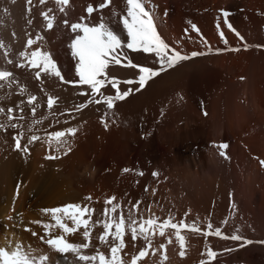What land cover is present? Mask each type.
<instances>
[{
	"label": "bare ground",
	"instance_id": "obj_1",
	"mask_svg": "<svg viewBox=\"0 0 264 264\" xmlns=\"http://www.w3.org/2000/svg\"><path fill=\"white\" fill-rule=\"evenodd\" d=\"M102 2L70 0L61 13L56 0L44 4L0 0V70L13 73L0 81V108L5 109L0 124L17 125L0 129V248L11 251L19 243L34 255H50L53 264H77L73 254L55 253L44 240L63 236L70 243H86L84 229L64 233L44 210L79 204L94 210L90 219L83 217L91 237L83 253L96 255L99 250L110 257L109 245L101 244L98 236L103 232L104 210L112 207L106 201L115 197L113 203L120 207L111 215L118 216L122 210L126 219L125 248L119 254L123 264H131L141 249H146V255L137 264H201L202 260L264 264V167L260 164L264 160V0H145L160 38L170 49L205 54L162 72L144 89L116 101L113 109L101 103L77 111L92 97L80 94L91 90L79 84L75 74L77 61L69 49L75 33L64 20L69 25L105 23L124 45L118 49L122 63L131 60L159 68L154 53L126 47L128 37L120 22L126 14L125 0H111L100 9ZM88 6L95 9L91 16ZM43 12L55 17L51 30ZM28 39L36 40L31 48ZM37 49L49 53L64 79L75 83L44 73L37 80L39 69L28 67L20 56ZM137 73L112 63L105 69L109 78L120 81L121 91L138 88L123 83ZM21 88L26 90L23 95ZM115 91L107 81L101 89L105 95ZM30 95L37 97L35 115L27 105ZM48 96L56 98L52 109L47 107ZM8 108L13 109L12 121L7 120ZM73 128L75 135L68 134ZM57 131L66 133L60 138L63 145L51 136ZM20 132L27 153L15 149L13 137ZM33 135L39 139L28 143ZM220 144L228 147L220 149ZM129 214L138 222L150 217L157 223L169 218L178 224L195 222L201 232L182 229L185 256L181 257L174 229L166 228L164 236L159 230L149 233L151 247L141 237L133 241L127 227ZM57 215L75 228L65 214ZM208 223L223 235L237 234L252 243L241 246L240 241L205 237L202 232L208 230ZM45 224L50 227L45 229ZM209 248L216 257L208 258ZM228 248L235 250L225 251Z\"/></svg>",
	"mask_w": 264,
	"mask_h": 264
},
{
	"label": "snow or ice",
	"instance_id": "obj_2",
	"mask_svg": "<svg viewBox=\"0 0 264 264\" xmlns=\"http://www.w3.org/2000/svg\"><path fill=\"white\" fill-rule=\"evenodd\" d=\"M15 2V0H13ZM31 3V0H28ZM70 0H56V4L59 6V11L61 13L66 12V6L69 5ZM150 3V0H148ZM41 4L45 3V0H40ZM111 0H103L99 5L100 9H104L109 6ZM126 5V14L122 15L120 22L123 25V28L126 30L128 42L126 47L134 52H144V53H154V63L159 65L158 69H154L149 66H142L139 64L133 63L131 60H128L126 64L122 63V55L118 52V49H121L124 45L122 44L121 38L113 32L105 23L101 22L95 26H89L86 23H72L68 24L67 20H64L63 23L65 26H69L71 31L75 33L74 38L69 44L70 54L76 59L77 63L75 65V74L79 77V84L87 85L91 90L90 93L81 92V95H90L92 98L87 103H82L77 106V111H80L88 106V104H105L107 109H113L116 101L125 100L133 91H139L145 88L148 82L155 77L159 76L162 72H165L169 69L175 68L181 62L188 61L194 57L202 56L205 53L202 52H192L191 55L181 54V52L170 49L169 46L160 38L156 25L154 23L153 14L148 10L145 4V0H125ZM92 6H88L86 11L89 16L94 12ZM51 11V9H49ZM44 20L47 22L46 27L48 30H51L54 27L55 17H50L49 12L42 13ZM225 18V23H227L228 12L222 13ZM195 29V25L192 26ZM231 28V25H228ZM221 39H224L223 33H220ZM43 39V37H37V40ZM36 43V40L28 39L27 46L31 48ZM225 43L227 41L225 40ZM0 47H3V44L0 43ZM232 51H238L239 49H230ZM7 55V53L5 54ZM22 59L27 61V66L31 69H39L35 72V78L37 80L41 79V74L57 77L63 83H75L74 81H66L61 74V71L57 63L53 60L51 55L47 52H42L39 49L33 51H24L20 53ZM9 64L13 61L9 60ZM121 65L122 67L137 69V77L134 79L124 80L123 83L128 85L138 84V88H129L127 90L121 91L118 87L120 81L117 78H109L105 74V69L109 64ZM20 67H24V64H20ZM13 73L11 71H0V81H6L12 77ZM104 77V79H100ZM106 81L111 85L112 88L116 89L114 95H105L101 92L102 88L106 87ZM25 89L21 88L20 94L25 93ZM99 95V99H97ZM37 97L30 95L27 100V105L31 107L32 114H36V106L34 102ZM56 103V98L53 96H48L47 107L52 109ZM23 111V109H20ZM5 109L0 108V113H4ZM13 109H7V120L12 121L14 119L12 115ZM107 114V113H105ZM20 119H23L21 116ZM35 123H40V121H35ZM101 123L104 124L107 128V123L102 119ZM11 127L17 128L15 123L5 125L0 124V129ZM76 129H68V134L75 135ZM66 133L64 131H57L52 133L51 136L56 140L60 145H63L65 142L61 141L60 138L64 137ZM24 137V133L20 132L17 136L13 137L15 141V149L27 153L29 150L27 147H22L21 139ZM39 138L36 136H31L28 138V143H32ZM220 149H226L227 144H220L218 146ZM220 156L227 159L225 152L220 151ZM47 159H54L55 157L48 156ZM262 167H264V160L260 161ZM125 172H128V169H124ZM142 175V173H141ZM155 175V173H153ZM88 199H91L90 197ZM115 197H112L106 201V204L112 205L111 208H105L104 217L105 220L102 222L103 232L98 236V240L101 244H108L111 256L106 257L104 253L97 250L96 255H87L83 253V250L88 249L91 243L90 231H89V222L86 219H83L85 215L91 218L94 210L88 207H81L79 204H69L65 207H57L53 209H45L44 212H50L53 219L56 222V226L63 230L64 233H73L79 228H83V238L86 243H70L63 236H57L55 238H48L44 242L49 246V248L58 254H73L76 258L77 264H123V261L120 257V252L125 248V226L126 219L123 211L117 215H111L117 213V208L120 207L118 204H114L113 201ZM133 208L138 209V205H133ZM59 213L65 214L75 225V228L68 227L65 223L62 222L61 218L57 215ZM110 217V219H109ZM11 219V217H9ZM97 223H101L97 221ZM137 224L139 225L137 227ZM45 229H48L50 225H43ZM127 227L131 231V239L136 241L138 237H141L145 240L147 247H151V239L149 233L154 234L156 230H159V235H165V229L171 228L175 230V239L179 242L181 257L185 256V237L181 235L182 229H187L191 232H201V229L197 226L195 222L192 224H185L183 221L178 223H173L171 218L164 220L161 223H157V220L154 218L141 219L139 222L136 219H133L132 215L129 214L127 217ZM114 228V232L110 231ZM207 231H203L202 234L207 237L214 235L220 237L224 240L240 241L241 246L250 245L251 240H246L240 235L233 234L231 236L223 235L219 228L213 229L211 223L207 224ZM35 236L36 233L33 232ZM50 236V233H46ZM111 236V242L108 240V237ZM44 239V237H41ZM118 241V243H117ZM171 243V240H169ZM161 248L164 245L160 246ZM235 249L228 248L225 251L231 252ZM146 255V249H141L138 252V255L132 258L131 264H137V260ZM217 253L212 251L210 248L207 250L208 258L216 257ZM0 264H53V260L48 254L34 255L33 250H25L21 244L17 243L13 250L8 251L4 248H0ZM201 264H205L202 260Z\"/></svg>",
	"mask_w": 264,
	"mask_h": 264
}]
</instances>
